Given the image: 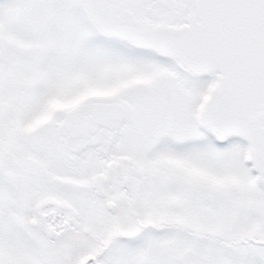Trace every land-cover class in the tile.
<instances>
[{
    "label": "snow or ice",
    "instance_id": "snow-or-ice-1",
    "mask_svg": "<svg viewBox=\"0 0 264 264\" xmlns=\"http://www.w3.org/2000/svg\"><path fill=\"white\" fill-rule=\"evenodd\" d=\"M0 264H264V0H0Z\"/></svg>",
    "mask_w": 264,
    "mask_h": 264
}]
</instances>
